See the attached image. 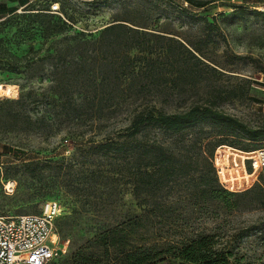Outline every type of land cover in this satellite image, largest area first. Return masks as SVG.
I'll use <instances>...</instances> for the list:
<instances>
[{
    "label": "rangeland",
    "instance_id": "1",
    "mask_svg": "<svg viewBox=\"0 0 264 264\" xmlns=\"http://www.w3.org/2000/svg\"><path fill=\"white\" fill-rule=\"evenodd\" d=\"M193 1L208 4L196 7L186 0H61L65 13L72 19L68 21V16L60 10L57 14L70 28L49 40L42 37L38 27L30 25V19L24 17L28 14L21 13L24 9L0 21L1 99L17 100L31 92V99L36 103L20 109V114H30L34 119L43 116L57 119L46 123L47 127L42 125L39 131H24L21 122L13 123L7 117L0 119V150H3L0 216L40 214L48 203H56L59 207L57 220L80 215L77 225L81 232L77 238L90 240L103 230L142 213L140 201L135 199L128 184L116 190L117 182L103 181L105 183L97 187L96 194L92 192L94 189L78 190V186L84 183L83 178L89 179L91 172L100 169L105 173L110 171L107 159H99L94 152H89L91 142L113 136L118 129L128 125V118L124 114L114 116L112 109H107L103 113L106 114L105 120L98 121L96 125L84 121L77 124L67 119L65 113L61 114L59 107L52 108V101L60 97L54 91L56 77H63V71L57 70L60 64L55 66L56 52L67 44L75 45L80 41L66 36L74 37L78 33L97 35L111 23L123 22L181 42L190 49L199 48L202 60L209 66L204 70L206 79L194 88H186L180 97L160 98L167 104L163 106L167 110L182 109L204 102L217 89L228 91L239 87L248 89L249 86L244 96L240 94L238 98L228 99L220 104V108L252 127L264 125V87L261 86L264 85V19L255 13L264 12V4L256 5L259 1L264 3V0ZM48 2L36 0L32 4L40 11L47 7ZM88 55L94 56L91 52ZM131 55L138 53L132 52ZM48 56H52L53 61ZM79 58L73 49L67 60L70 62L72 59L76 63ZM14 66L19 73L7 71ZM70 74L71 69L67 76ZM97 85H100V79L94 85L88 82L81 86L78 90L81 95L74 91L75 87L68 89L72 90L75 98L79 96L78 100L83 101L84 97L95 96ZM8 107L5 105L3 109ZM54 122V128L50 129V123ZM237 151L239 153L231 150L227 153L230 156L242 154L239 149ZM215 156L218 157V152ZM241 161L238 159V164ZM229 165L224 168L229 171L225 177H235L236 168L232 163ZM245 165L246 169L240 170L243 175L250 173L249 164ZM247 178L242 177L246 185L250 183ZM94 184L89 183V187H94ZM234 187L240 190L238 188L244 186ZM247 188L245 186L241 190ZM261 188L239 194L238 207L232 210L219 203L194 206L185 202L188 204L174 207L171 213H165L163 219H154L156 223L151 232L158 237L179 236L186 230L213 234L219 243L236 246L234 254L244 256V264H264V187ZM169 190L167 194L171 199L189 192L184 181L181 185L173 184ZM149 206L152 208V200ZM58 231L56 226L58 251L63 253L50 264H64L63 260L72 252L76 240L71 233L63 237Z\"/></svg>",
    "mask_w": 264,
    "mask_h": 264
},
{
    "label": "trees",
    "instance_id": "2",
    "mask_svg": "<svg viewBox=\"0 0 264 264\" xmlns=\"http://www.w3.org/2000/svg\"><path fill=\"white\" fill-rule=\"evenodd\" d=\"M48 1L43 10L37 11L36 6L30 4L21 12L28 14L24 17L30 19L32 27H38L45 40L64 34L70 28L57 14L60 10L68 16L61 0ZM186 1L196 7L208 4ZM54 4L59 6L58 11H53ZM263 4L260 1L256 3ZM1 13L8 17L17 14L16 9H6ZM255 13L264 19V12ZM70 19L68 16V21ZM96 34L66 36L67 39L80 41L75 45L67 44L56 52L55 66L60 64L57 70L63 71V77H56L54 91L60 97L52 101V108L59 107L61 114L65 113L67 119L77 124L84 121L96 125L98 121L105 120L106 114L103 113L107 109H112L114 116H127L126 127L118 129L111 137L92 141L89 148V152H94L99 159L109 161L110 171L105 173L100 169L91 172L89 179L83 178L84 183L78 186V190L94 189L92 192L96 194L97 187L108 181L117 182L116 190L128 184L135 199L140 201L142 213L103 230L90 240L77 238L81 232L77 225L80 215L56 219L58 234L66 237L71 233L76 238L72 252L63 263L244 264V256L234 254L236 246L219 243L213 234L186 230L179 236L158 237L153 236L151 229L156 223L154 219H163L165 213H171L174 207L188 204L185 202L194 206L219 203L232 210L238 207L239 194L264 187L262 175L260 182L250 189L229 191L221 185L215 166L216 151L220 147L226 146V149L218 155L219 164L237 166L242 165V161L238 164L237 160L244 155L230 156L227 153L229 150L238 152L239 149L248 153L264 148V125L252 127L220 108L222 102L238 98L240 94L244 96L249 86L248 89L239 87L228 91L217 89L202 103L167 110L163 106L167 104L160 98L180 97L186 88H194L206 79L204 70L209 66L202 60L201 50L190 49L181 42L123 22L111 23ZM73 49L80 55L76 63L72 59L70 62L67 60ZM88 52L94 56L88 55ZM132 52L138 55L132 56ZM100 56L104 58L99 59ZM48 59L53 61L52 56ZM69 69L71 74L67 76ZM7 71L19 73L17 66ZM98 79L100 85L95 87V96L84 97L83 101L78 100L79 96L75 98L72 90L68 89L75 87L74 91H78L88 82L94 85ZM31 98L32 93L28 92L17 100H2L0 119L7 117L13 123L21 122L24 131H39L42 125L47 127L46 123L57 121L48 116L34 119L30 114L21 115L20 109L36 103ZM5 105H9L7 110L3 109ZM54 124L56 122L50 123V129L54 128ZM205 152L208 153L204 156ZM235 177L229 180L233 186H246L245 180H242L246 176L240 172ZM183 181L187 182L189 192L171 199L167 192L173 184L181 185ZM89 183H95L94 187H89ZM150 200L153 201L152 208Z\"/></svg>",
    "mask_w": 264,
    "mask_h": 264
},
{
    "label": "built area",
    "instance_id": "3",
    "mask_svg": "<svg viewBox=\"0 0 264 264\" xmlns=\"http://www.w3.org/2000/svg\"><path fill=\"white\" fill-rule=\"evenodd\" d=\"M52 9L53 11H58L59 6L54 5ZM221 149H226V146L218 148L216 151L218 155L221 151H224ZM242 154L244 155L242 165H239V167L234 164V168H236L234 173L238 175L242 168L246 169L245 164L248 163L250 173L248 174L245 171L246 175L244 176H247L250 181L246 185V187L248 186L247 189H250L257 182H260V177L264 174V148L248 153L242 152ZM216 161L218 162V157L216 158L215 156V166L221 185L225 189L235 192L233 190L235 187L229 181L233 177L231 175H227V178L225 177V174L229 171L226 172L224 168H228L230 163L228 165H220ZM217 164L221 167V172ZM243 188L238 189L241 190ZM240 190L236 191L239 192ZM58 215V205L56 203H48L40 214L0 216V264H49L58 255L57 243L53 239Z\"/></svg>",
    "mask_w": 264,
    "mask_h": 264
},
{
    "label": "crops",
    "instance_id": "4",
    "mask_svg": "<svg viewBox=\"0 0 264 264\" xmlns=\"http://www.w3.org/2000/svg\"><path fill=\"white\" fill-rule=\"evenodd\" d=\"M36 0H0V21L6 19L9 15L2 14L3 10L16 9V13H20L27 6L35 2ZM2 101L0 95V102ZM2 151L0 150V157L2 159Z\"/></svg>",
    "mask_w": 264,
    "mask_h": 264
},
{
    "label": "water",
    "instance_id": "5",
    "mask_svg": "<svg viewBox=\"0 0 264 264\" xmlns=\"http://www.w3.org/2000/svg\"><path fill=\"white\" fill-rule=\"evenodd\" d=\"M62 253H63V252H62L61 250H59L57 254H58V255H62Z\"/></svg>",
    "mask_w": 264,
    "mask_h": 264
},
{
    "label": "bare ground",
    "instance_id": "6",
    "mask_svg": "<svg viewBox=\"0 0 264 264\" xmlns=\"http://www.w3.org/2000/svg\"><path fill=\"white\" fill-rule=\"evenodd\" d=\"M53 239L56 240V236H54Z\"/></svg>",
    "mask_w": 264,
    "mask_h": 264
}]
</instances>
